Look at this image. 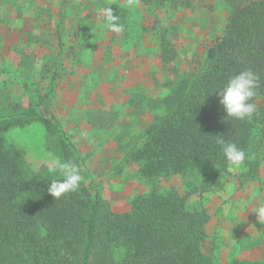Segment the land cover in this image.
Returning a JSON list of instances; mask_svg holds the SVG:
<instances>
[{
	"label": "rangeland",
	"instance_id": "1",
	"mask_svg": "<svg viewBox=\"0 0 264 264\" xmlns=\"http://www.w3.org/2000/svg\"><path fill=\"white\" fill-rule=\"evenodd\" d=\"M107 7L123 32L107 28ZM232 11L227 0H0V109L41 100L38 110L66 132L111 211L152 186L191 191L200 177L143 181L125 155L193 79ZM261 137L255 128L245 163L188 197L207 211L201 251L214 264L264 263V225L254 213L264 206ZM5 143L30 175L62 177L49 171L61 160L58 142L39 124L11 128Z\"/></svg>",
	"mask_w": 264,
	"mask_h": 264
},
{
	"label": "trees",
	"instance_id": "2",
	"mask_svg": "<svg viewBox=\"0 0 264 264\" xmlns=\"http://www.w3.org/2000/svg\"><path fill=\"white\" fill-rule=\"evenodd\" d=\"M227 1L233 11L193 79L125 155L143 181L200 177L191 191L152 186L133 196L126 210L111 211L66 132L38 110L41 100L0 109V264H214L201 251L207 211L188 197L205 184L219 185L233 167L217 136L243 149L246 158L253 130L264 138V0ZM249 68L260 77L251 101L257 110L251 120L226 117L218 91ZM29 124L56 138L61 161L80 167L84 179L76 191L55 199L47 189L62 177L30 175L22 153L5 143L11 128Z\"/></svg>",
	"mask_w": 264,
	"mask_h": 264
},
{
	"label": "clouds",
	"instance_id": "3",
	"mask_svg": "<svg viewBox=\"0 0 264 264\" xmlns=\"http://www.w3.org/2000/svg\"><path fill=\"white\" fill-rule=\"evenodd\" d=\"M103 20L109 30L115 33L124 31L123 25L118 23L119 17L114 14L110 7L103 9ZM260 86V77L252 69H246L231 77L222 90L218 91L219 104L226 112V117L237 120H251L256 112V105L251 102L256 95V89ZM218 143L226 161L233 167L239 168L246 159V153L235 143H228L220 136ZM50 172H59L62 176L60 180H52L47 191L55 198H60L63 194L74 192L83 181L80 167L71 161L64 162L53 159L49 168ZM254 213L261 225H264V206L258 207Z\"/></svg>",
	"mask_w": 264,
	"mask_h": 264
},
{
	"label": "crops",
	"instance_id": "4",
	"mask_svg": "<svg viewBox=\"0 0 264 264\" xmlns=\"http://www.w3.org/2000/svg\"><path fill=\"white\" fill-rule=\"evenodd\" d=\"M232 264H264V263L260 261H255V260L254 261L246 260V261L240 262L235 259L232 261Z\"/></svg>",
	"mask_w": 264,
	"mask_h": 264
}]
</instances>
